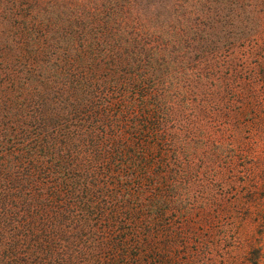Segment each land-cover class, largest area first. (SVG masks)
Wrapping results in <instances>:
<instances>
[{
	"label": "trees",
	"instance_id": "1",
	"mask_svg": "<svg viewBox=\"0 0 264 264\" xmlns=\"http://www.w3.org/2000/svg\"><path fill=\"white\" fill-rule=\"evenodd\" d=\"M262 50L264 0H0V264H174Z\"/></svg>",
	"mask_w": 264,
	"mask_h": 264
},
{
	"label": "rangeland",
	"instance_id": "2",
	"mask_svg": "<svg viewBox=\"0 0 264 264\" xmlns=\"http://www.w3.org/2000/svg\"><path fill=\"white\" fill-rule=\"evenodd\" d=\"M243 102L237 109L239 115L244 114L243 121L238 123L233 143L223 142L224 125H209L211 156L215 160L223 155V149L231 151L237 156V167L231 173H221L226 184L216 181L205 192L197 180L201 175L195 177L190 194L192 216L184 219L178 210L174 217V241L178 238L172 255L174 264H264V91L244 96ZM229 134L226 131L227 137ZM219 138L223 143L220 151L215 144ZM196 166L204 169L201 161ZM209 175L214 172L208 171ZM163 239L168 240L166 234ZM165 250L163 264L168 262Z\"/></svg>",
	"mask_w": 264,
	"mask_h": 264
}]
</instances>
